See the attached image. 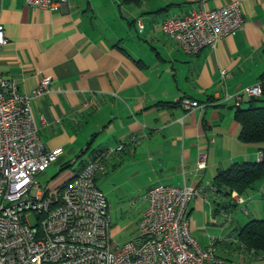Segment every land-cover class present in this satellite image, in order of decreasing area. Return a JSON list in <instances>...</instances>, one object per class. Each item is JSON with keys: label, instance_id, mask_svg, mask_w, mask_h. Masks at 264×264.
<instances>
[{"label": "crops", "instance_id": "0c3cea01", "mask_svg": "<svg viewBox=\"0 0 264 264\" xmlns=\"http://www.w3.org/2000/svg\"><path fill=\"white\" fill-rule=\"evenodd\" d=\"M231 2H238L244 24L214 48L187 54L160 28L168 17ZM0 23L7 38L0 48L1 74L26 94L50 77L49 90L31 107L45 148H61L53 164L62 178L53 186L39 184L56 190L96 150L123 144L95 176L110 224L111 201L126 196L133 205L142 202L137 226L146 191L159 183L196 190L187 208L195 239L220 218L227 219L222 231L234 222L235 237L248 220L264 218V178L238 194L240 204L213 184L219 170L255 161L260 151L238 138L233 95L241 93L240 106L247 107L244 90L264 72V0H67L58 10L0 0ZM225 94L230 98L224 102ZM183 97L204 105L187 111ZM202 153L205 165L198 168Z\"/></svg>", "mask_w": 264, "mask_h": 264}, {"label": "built area", "instance_id": "2783aa9c", "mask_svg": "<svg viewBox=\"0 0 264 264\" xmlns=\"http://www.w3.org/2000/svg\"><path fill=\"white\" fill-rule=\"evenodd\" d=\"M66 1L24 0L28 6L51 10ZM243 24L238 2H231L168 17L160 28L193 55L214 48L220 38L235 34ZM6 43L0 23V48ZM224 75L223 71L222 79ZM49 83L50 77H44L26 94L0 72V264H229L216 254L214 238L202 246L190 233L187 208L196 190L187 185L149 187L138 236L113 245L108 202L95 176L103 172L108 154L121 150L123 144L98 154L56 190L36 181L61 152V148H45L31 107L36 96L49 90ZM244 92L257 97L261 89L256 84ZM233 97L239 105L242 94ZM229 98L225 94L222 101ZM180 105L192 111L204 104L183 97ZM205 157L199 155L198 168L204 167ZM30 214L35 215V224L30 223Z\"/></svg>", "mask_w": 264, "mask_h": 264}, {"label": "trees", "instance_id": "16d2710c", "mask_svg": "<svg viewBox=\"0 0 264 264\" xmlns=\"http://www.w3.org/2000/svg\"><path fill=\"white\" fill-rule=\"evenodd\" d=\"M132 1L138 0H123L126 3ZM258 84L261 89L260 95L250 97L247 107L235 105L234 117L240 126L238 138L245 143L256 144L260 149L261 158L255 161L236 162L216 173L213 184L218 191L229 197L232 192L243 193L254 182L264 178V72L260 74ZM160 105L171 106L172 104ZM95 152L98 155L103 151ZM95 158L96 156L93 157ZM237 239L250 251L264 252V218L248 220L239 227Z\"/></svg>", "mask_w": 264, "mask_h": 264}, {"label": "rangeland", "instance_id": "374dc122", "mask_svg": "<svg viewBox=\"0 0 264 264\" xmlns=\"http://www.w3.org/2000/svg\"><path fill=\"white\" fill-rule=\"evenodd\" d=\"M58 168L51 163L45 169V176L43 178L40 175L36 176V180L40 183L48 184L53 186L62 176H57ZM56 177V178H55ZM55 178V179H54ZM102 184V183H101ZM236 197L242 198L235 192L230 195L231 200L233 199L237 204L242 203L238 201ZM119 203L114 200L111 201V227H110V238L114 246H121L125 242L132 240L138 236V229L136 226V215L140 211V204L142 202H137L134 205L131 203L130 197H123L118 200ZM118 205V206H117ZM240 208V207H238ZM236 215H241L242 211L238 209ZM234 207H232V211ZM236 210V211H237ZM236 215H232L236 217ZM231 216H229L230 218ZM31 224H35L37 219L34 214H30L28 217ZM235 219V218H234ZM227 219L220 218L219 225L210 224L208 228L201 231V234H196V239L200 243H205L208 238L215 239L216 254L227 261L229 264H262L264 262V252L262 251H252L250 252L247 248L243 247L240 241L235 237L232 223L227 225V228L222 231L221 225L226 222ZM217 221V220H216Z\"/></svg>", "mask_w": 264, "mask_h": 264}]
</instances>
